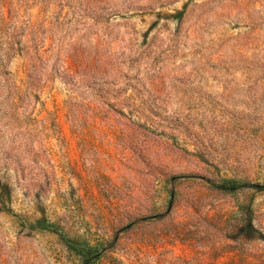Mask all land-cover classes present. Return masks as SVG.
<instances>
[{"label":"rangeland","instance_id":"obj_1","mask_svg":"<svg viewBox=\"0 0 264 264\" xmlns=\"http://www.w3.org/2000/svg\"><path fill=\"white\" fill-rule=\"evenodd\" d=\"M0 264H264V0H0Z\"/></svg>","mask_w":264,"mask_h":264}]
</instances>
